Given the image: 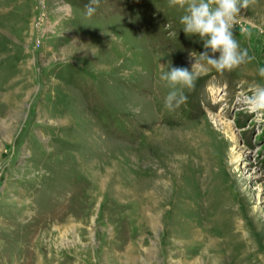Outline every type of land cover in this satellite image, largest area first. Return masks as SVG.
I'll return each instance as SVG.
<instances>
[{
  "label": "rangeland",
  "instance_id": "obj_1",
  "mask_svg": "<svg viewBox=\"0 0 264 264\" xmlns=\"http://www.w3.org/2000/svg\"><path fill=\"white\" fill-rule=\"evenodd\" d=\"M89 2L0 0V264H264V0L234 28L256 59L174 111L183 10Z\"/></svg>",
  "mask_w": 264,
  "mask_h": 264
},
{
  "label": "clouds",
  "instance_id": "obj_2",
  "mask_svg": "<svg viewBox=\"0 0 264 264\" xmlns=\"http://www.w3.org/2000/svg\"><path fill=\"white\" fill-rule=\"evenodd\" d=\"M251 2L252 0H169V6L183 10L180 23L184 32L198 35L204 41L205 51L190 54L195 58L191 70L161 64L160 80L166 82L171 89L165 97V108L174 111L186 104L188 96L184 90H194L197 80L210 69L217 72L232 71L256 59L249 54L248 48L241 46L234 35V28L242 18L241 9L249 8ZM98 4L99 0H90L85 6V14L93 16L96 12L94 5ZM243 31L241 29L242 34ZM258 75L264 78V67L258 68ZM248 103L252 108L264 109V84L253 85Z\"/></svg>",
  "mask_w": 264,
  "mask_h": 264
},
{
  "label": "bare ground",
  "instance_id": "obj_3",
  "mask_svg": "<svg viewBox=\"0 0 264 264\" xmlns=\"http://www.w3.org/2000/svg\"><path fill=\"white\" fill-rule=\"evenodd\" d=\"M218 55V54H217Z\"/></svg>",
  "mask_w": 264,
  "mask_h": 264
}]
</instances>
